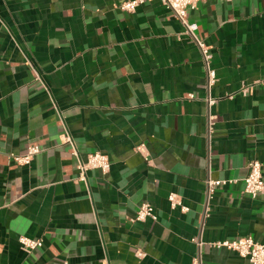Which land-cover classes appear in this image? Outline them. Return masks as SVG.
<instances>
[{
    "label": "crops",
    "instance_id": "obj_1",
    "mask_svg": "<svg viewBox=\"0 0 264 264\" xmlns=\"http://www.w3.org/2000/svg\"><path fill=\"white\" fill-rule=\"evenodd\" d=\"M122 1L0 0V264H193L194 238L202 264H251L212 243H264V195L242 191L249 161L264 176V0L188 10L211 87L161 0ZM30 144L40 151L16 164ZM95 151L108 173L77 180ZM208 178L226 183L207 198ZM142 203L156 220H130Z\"/></svg>",
    "mask_w": 264,
    "mask_h": 264
},
{
    "label": "built area",
    "instance_id": "obj_2",
    "mask_svg": "<svg viewBox=\"0 0 264 264\" xmlns=\"http://www.w3.org/2000/svg\"><path fill=\"white\" fill-rule=\"evenodd\" d=\"M147 0H124L120 3V9L125 12H133L138 6L142 5ZM202 0H161V2L172 12L173 16L183 25L184 32L189 35L196 43L201 53V58L205 67L207 76V85L211 87L216 80V73L210 66L211 53L210 47L207 46L196 35L197 24L189 21L188 10ZM142 146V145H141ZM141 146L137 150L141 151ZM40 151L37 145L30 144L22 155H13V160L16 164L27 165L33 157ZM97 169L101 173L106 174L110 169V161L107 155L95 151L89 153L86 159H80L77 165L78 175L77 180L86 182L87 171ZM242 191L251 197L264 195V176H262V165L258 160L249 161L247 164V173L242 179ZM225 180H213L208 178L206 181L207 198L218 186L224 185ZM172 208L179 207L181 211H187L188 208L183 205L181 197L174 192L169 193L167 197ZM147 218L152 220L157 219L154 207L150 203H142L134 215L130 218L132 221H143ZM19 243L25 251H33L42 247L41 239H33L26 236L18 238ZM199 254L194 259L193 264H202L200 248L202 242L194 238ZM215 247H223L237 253L240 257L248 259L251 264H264V243L255 241L251 236L235 237L212 243ZM140 254V253H139ZM63 264H68L66 261Z\"/></svg>",
    "mask_w": 264,
    "mask_h": 264
}]
</instances>
